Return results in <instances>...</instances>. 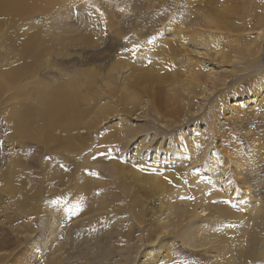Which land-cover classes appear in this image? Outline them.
<instances>
[{
    "label": "rangeland",
    "instance_id": "rangeland-1",
    "mask_svg": "<svg viewBox=\"0 0 264 264\" xmlns=\"http://www.w3.org/2000/svg\"><path fill=\"white\" fill-rule=\"evenodd\" d=\"M38 1L0 0V264H264V0Z\"/></svg>",
    "mask_w": 264,
    "mask_h": 264
},
{
    "label": "bare ground",
    "instance_id": "bare-ground-1",
    "mask_svg": "<svg viewBox=\"0 0 264 264\" xmlns=\"http://www.w3.org/2000/svg\"><path fill=\"white\" fill-rule=\"evenodd\" d=\"M17 2L18 1H24V0H16ZM72 1H74L73 2V4L74 3H76V2H78L77 4H79V2H81L80 0H72ZM38 3H39V5L40 6H44V7H49V9L51 10H53L54 8H57V9H59L60 10V8H62V6H63V3H65L63 0H47V1H38ZM80 5V4H79ZM77 6V5H76ZM257 7V6H256ZM38 6H35V5H33V6H31V7H28V9H21V8H15L14 9V12H17V13H22L23 11H28V10H30V11H32L33 12V10L34 11H37L38 9ZM56 11H58V10H56ZM99 18L102 20V16H100L99 15ZM99 19V20H100ZM181 26V25H180ZM179 27V26H178ZM182 27V26H181ZM176 33L174 34V39H173V41H175L176 39H177V36H178V39H179V41H178V45H179V47L182 49V48H184V44L181 42L182 40H183V42H186V41H194V40H197V38H198V36L197 35H195V37H194V35H192V37L190 36H188V35H185V34H181V31H179V29L177 28L176 29V31H175ZM187 34V33H186ZM190 34V33H189ZM182 35V36H181ZM185 35V36H184ZM194 38V39H193ZM200 38V37H199ZM181 40V41H180ZM166 42L168 43L169 41L168 40H166ZM180 43H182L181 45H180ZM177 45V44H176ZM173 47H174V45H173ZM149 48V47H148ZM180 48H178V49H180ZM153 50V49H152ZM151 50V51H152ZM162 53V52H161ZM165 53V52H164ZM163 54V53H162ZM192 62H193V60H191ZM185 62V61H184ZM185 64V63H184ZM183 65V64H182ZM187 65V64H186ZM193 65V64H192ZM195 65V64H194ZM127 67V66H126ZM185 68V67H184ZM187 68L189 69V67L187 66ZM192 68V67H191ZM187 69V70H188ZM183 71V70H182ZM190 72H189V74L191 73V70H189ZM181 72V71H180ZM186 72H188V71H186ZM188 74V75H189ZM191 79L192 81H195V83L197 82V84H198V82H199V80H197V79H195L193 76H191V77H188V78H186V79ZM181 81H183V80H181ZM191 81V82H192ZM184 83H186V82H184ZM192 84V83H191ZM61 89H63V88H61ZM43 95V97H44V104H45V106H44V113H43V115L46 117V122H45V125L44 126H51L52 125V114L53 113H55L56 112V110L58 109V108H63V107H66L67 106V102H68V97H67V94H66V91L64 90L63 92L62 91H60L59 93L57 92V91H55V95H48V94H45V93H42ZM39 96V95H38ZM41 96V95H40ZM38 99V98H37ZM185 137V136H184ZM180 142V141H179ZM169 146V145H168ZM146 148V147H145ZM169 149V148H168ZM136 150V149H135ZM170 150V149H169ZM143 151V150H142ZM157 151H158V148H157ZM157 151H156V153H157ZM112 153V152H111ZM135 153V152H134ZM155 153V152H154ZM161 154V153H160ZM167 154V153H166ZM136 155H137V153H136ZM153 155H155V154H153ZM170 155V154H169ZM203 155V154H202ZM263 155V154H262ZM152 156V155H151ZM156 156V155H155ZM215 156V155H214ZM134 157V156H133ZM139 157V156H138ZM146 157V156H145ZM148 157H149V155H148ZM158 157V156H157ZM161 157V156H160ZM203 157V156H202ZM261 157V156H260ZM142 159L141 160H139V165L140 166H143V163H144V161H143V157H141ZM201 158V157H200ZM199 158V159H200ZM264 158V157H263ZM145 159V158H144ZM150 159V162L152 161L151 160V158H149ZM158 159V158H157ZM163 159H166V161H164V160H157V161H159L158 163H159V166L161 167V168H163L164 166H166L170 161H172V158L170 159V157H168V156H165V157H163ZM216 159V158H215ZM136 160V159H135ZM217 160H218V158H217ZM156 161V160H155ZM220 161V160H219ZM142 162V163H141ZM147 162V161H146ZM146 162H145V164H146ZM208 162V161H207ZM128 163H129V161H128ZM152 164H154V161H152L151 162ZM158 163H156V164H158ZM237 176H240L241 174H239V171H240V169L242 168L241 167V164L237 161ZM131 164V163H130ZM147 165L148 166H151L149 163H147ZM136 167H137V165H135ZM158 166V167H159ZM154 167H155V165H154ZM158 167H156L157 169H159ZM169 167V166H168ZM206 167V166H205ZM141 168V167H140ZM148 168V167H147ZM160 168V169H161ZM144 169V168H143ZM143 169H137V170H139L140 172H142L143 171ZM166 170V169H165ZM242 170V169H241ZM169 171H171V168L170 169H168V172ZM156 172V171H155ZM161 172H163V170L161 171ZM160 172V173H161ZM166 172H167V170H166ZM167 172V173H168ZM142 173H144L145 175L147 174V175H150V177L153 179V181L155 182V186L159 189V191L162 193V195H163V197L165 198L164 200H171V196H170V193H171V189H173L174 188V186H172L170 183V179H168V176H170V174H167V173H162V175L161 174H159V176H157V175H155V174H153V173H145V170L142 172ZM184 173V172H183ZM172 174V173H171ZM188 174H189V172H188ZM197 177L195 178L196 179V181H195V185H196V187H199L200 189H198L197 188V192H194V190L192 189V192H188L187 190H185V192L186 193H189L190 195L189 196H191V195H193L194 196V198H199L200 196H201V194H203L204 192L202 191V190H210V187L209 186H205L204 184H203V186L200 184V179H201V177H200V175H196ZM194 177H195V175H194ZM228 177V176H227ZM170 178V177H169ZM193 178V177H192ZM177 179V178H176ZM179 179V178H178ZM203 179V178H202ZM190 180V179H189ZM191 181H193V180H191ZM206 181V180H205ZM222 181V180H221ZM182 183V182H181ZM187 183V182H186ZM190 183V182H189ZM244 186H247L246 188L247 189H243L242 191L243 192H245V194H246V192H248L249 193V191H250V185H249V183L245 180V179H242V182H241ZM192 184V183H191ZM186 185H188V184H186ZM193 185V184H192ZM237 185H239V184H234L233 185V191H231L230 192V190H229V192L230 193H223V195H222V193H218V197H224V198H227V197H230V195H231V193H235V195H237L238 194V191H237ZM190 186V185H189ZM186 188L185 189H187V188H189V187H187V186H185ZM204 187V188H203ZM205 194V193H204ZM217 194V192H215V190H213V191H210V192H208V196H211V197H214V196H217L216 195ZM172 195V194H171ZM174 195H176V193L175 194H173L172 196H174ZM170 196V197H169ZM203 196V195H202ZM206 196H207V194H206ZM233 196V195H232ZM231 196V197H232ZM244 197V196H243ZM245 197H246V195H245ZM167 198H169V199H167ZM234 198H236V196L234 197ZM234 198H233V200H234ZM242 198V197H241ZM253 198V197H252ZM195 199V200H196ZM223 199V198H222ZM238 199V198H237ZM200 200V199H199ZM202 200V199H201ZM199 201V202H203V201ZM241 200V199H240ZM249 200V199H248ZM247 200V201H248ZM204 201H205V199H204ZM209 201V200H208ZM216 201V200H215ZM243 201V200H242ZM242 201H238V202H241L242 203ZM259 201V200H258ZM168 202V201H167ZM189 203H191L190 201H188ZM199 202H195V206L196 207H198L199 205L198 204H200ZM204 203V202H203ZM202 203V204H203ZM206 203V202H205ZM227 203V202H226ZM245 203V202H244ZM260 203V202H259ZM208 204V203H207ZM212 204V203H211ZM218 204V203H217ZM255 204V203H254ZM193 205V204H192ZM192 205H190L189 206V210H191L192 212H198L199 213V215L200 216H202V217H204V218H207V219H211V220H215L216 219V217H215V214L213 213H205V211L203 212V211H201V209H199L198 211H194V208L195 207H193ZM219 205V204H218ZM235 205H238L237 203H235V204H233V206H235ZM211 206H213V205H211ZM214 206H217V205H214ZM220 206V205H219ZM223 206V205H222ZM239 206V211L241 212V211H244L243 213H245V205H238ZM238 206H237V208H238ZM224 207V206H223ZM250 207V206H249ZM255 207H256V205H255ZM220 208V207H219ZM222 208V207H221ZM225 208H226V206H225ZM226 209H228V208H226ZM247 209V208H246ZM255 209V208H254ZM223 210V209H222ZM225 210V209H224ZM223 210V211H224ZM230 210H232L233 211V209H231L230 208ZM235 210H236V208H235ZM231 211V212H232ZM237 211V210H236ZM235 211V212H236ZM250 211V210H249ZM217 213V212H216ZM227 213V215H223L221 218H219V220H221V219H224V220H228L229 218L227 217V216H230V214L228 213V212H226ZM237 213V212H236ZM242 213V212H241ZM241 213H237V214H241ZM229 214V215H228ZM233 214V213H232ZM237 214H235V215H237ZM247 214V213H246ZM250 214H251V212H250ZM249 214V215H250ZM243 215V214H242ZM241 216V215H240ZM232 217H235V218H239V219H242V218H244L245 216H242V218H240V217H237V216H234V214H233V216ZM249 217V216H248ZM247 217V218H248ZM251 218V217H250ZM224 220H222V222L224 221ZM248 220V219H247ZM246 220V221H247ZM229 221V220H228ZM243 221H245L244 219H243ZM263 221H264V216H263ZM236 222H240V220L238 221H236ZM242 222V221H241ZM246 223H248V221L246 222ZM250 224V223H249ZM246 224H243V225H240V226H238V228H241V229H243L242 227H244ZM236 228V227H235ZM240 230V229H239ZM154 244H155V242L156 241H152ZM262 247H263V252H264V244H262ZM259 248V246H255L254 248H253V251H255V250H257ZM262 252V253H263ZM262 256V255H261Z\"/></svg>",
    "mask_w": 264,
    "mask_h": 264
}]
</instances>
